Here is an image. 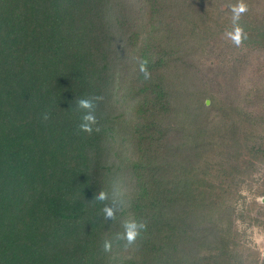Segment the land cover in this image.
I'll use <instances>...</instances> for the list:
<instances>
[{
  "label": "trees",
  "instance_id": "1",
  "mask_svg": "<svg viewBox=\"0 0 264 264\" xmlns=\"http://www.w3.org/2000/svg\"><path fill=\"white\" fill-rule=\"evenodd\" d=\"M235 3L0 0V264H264L236 223L264 198V89L222 101L201 72L264 52V0L239 47Z\"/></svg>",
  "mask_w": 264,
  "mask_h": 264
},
{
  "label": "rangeland",
  "instance_id": "2",
  "mask_svg": "<svg viewBox=\"0 0 264 264\" xmlns=\"http://www.w3.org/2000/svg\"><path fill=\"white\" fill-rule=\"evenodd\" d=\"M246 55V54H245ZM247 58L242 62L233 66L231 69H225L217 65L220 58L213 57L202 67L203 79L210 91L216 94L219 99L226 100L225 96L231 93L235 99L242 97L245 91L260 86L264 89V52L251 53L246 55ZM223 57V56H222ZM221 62V61H220ZM206 75V79H205ZM210 101L207 100L206 104ZM257 106V110H264V106ZM260 179V176L256 177ZM262 181L251 182L244 187L243 195L247 197L245 201L237 204V224L241 231V245L243 252L251 251L253 258L264 259V229L262 226L254 224L253 218L264 221V198L257 196L255 200L258 207L251 205L250 198L257 190Z\"/></svg>",
  "mask_w": 264,
  "mask_h": 264
},
{
  "label": "clouds",
  "instance_id": "3",
  "mask_svg": "<svg viewBox=\"0 0 264 264\" xmlns=\"http://www.w3.org/2000/svg\"><path fill=\"white\" fill-rule=\"evenodd\" d=\"M230 9L232 13L233 28L231 31L227 32L226 35L235 46L239 47L243 43V40L246 38L244 29L240 24V20L244 16V14L248 12V5L245 3V0H236V3L230 6ZM141 70L144 71L145 69L142 67ZM79 106L82 108L92 107L89 101L83 99L79 101ZM45 119H47V117H45ZM84 120L88 123H82L80 125V130L82 132L91 134L93 132V128L91 125L96 123V118L93 115L89 114L84 117ZM96 131L98 132L99 128H97ZM98 198L101 200L105 199V194L100 193ZM105 212L109 217L113 215L110 208L105 209ZM143 227V224L137 225L135 222L127 223L125 226V233L122 238L126 239L129 244H132L139 235L138 228ZM110 248L111 245L106 242L105 250H110Z\"/></svg>",
  "mask_w": 264,
  "mask_h": 264
}]
</instances>
